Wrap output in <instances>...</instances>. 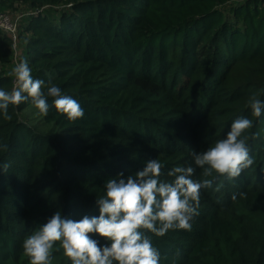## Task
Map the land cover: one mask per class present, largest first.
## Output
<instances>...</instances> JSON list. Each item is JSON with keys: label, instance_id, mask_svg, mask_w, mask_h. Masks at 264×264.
Segmentation results:
<instances>
[{"label": "trees", "instance_id": "16d2710c", "mask_svg": "<svg viewBox=\"0 0 264 264\" xmlns=\"http://www.w3.org/2000/svg\"><path fill=\"white\" fill-rule=\"evenodd\" d=\"M0 12L19 18L16 48L0 31V89L12 90L11 70L27 60L34 79L85 112L70 121L30 102L10 105L11 120L0 111V264H29L24 239L58 210L99 216L106 181L151 159L164 164L162 181L176 166L212 180L190 231L144 230L159 264H264V114L248 104L264 101V0H0ZM241 116L253 121V164L232 180L205 177L193 151ZM51 264H72L59 243Z\"/></svg>", "mask_w": 264, "mask_h": 264}, {"label": "clouds", "instance_id": "9594fccd", "mask_svg": "<svg viewBox=\"0 0 264 264\" xmlns=\"http://www.w3.org/2000/svg\"><path fill=\"white\" fill-rule=\"evenodd\" d=\"M10 75L15 77L12 90L0 89V111L5 120L12 119L8 114L10 105L29 102L43 116L48 115L50 107L70 121L85 115L79 102L64 94L58 86L34 79L27 60L15 64ZM49 98H52L51 105ZM248 104L253 116L259 118L264 114V101L255 94ZM252 127L251 119L236 118L224 138L216 140L205 151H193L195 166L203 170L205 177L215 172L228 180L238 178L254 162L245 135ZM0 148L6 151L7 145H0ZM163 167L159 159H151L142 170L126 179L106 181L104 195L96 200L99 216L85 215L76 221L56 211L24 239L22 247L29 264H51L57 243L72 264H159L160 253L144 230L158 237L169 230L190 231V221L199 214L201 190L212 187V180L191 178L195 172L192 166L173 167L167 175L174 179L162 181ZM8 168L6 163L0 166L4 172ZM119 176L123 177V173ZM90 234H98L108 243L101 246Z\"/></svg>", "mask_w": 264, "mask_h": 264}, {"label": "built area", "instance_id": "2783aa9c", "mask_svg": "<svg viewBox=\"0 0 264 264\" xmlns=\"http://www.w3.org/2000/svg\"><path fill=\"white\" fill-rule=\"evenodd\" d=\"M18 21L19 18L0 12V31L11 37L15 48L17 46Z\"/></svg>", "mask_w": 264, "mask_h": 264}, {"label": "rangeland", "instance_id": "374dc122", "mask_svg": "<svg viewBox=\"0 0 264 264\" xmlns=\"http://www.w3.org/2000/svg\"><path fill=\"white\" fill-rule=\"evenodd\" d=\"M197 211H198V213L200 214L201 211H202V210H201V207H198ZM199 214H198V215H199ZM198 215H196V216H198Z\"/></svg>", "mask_w": 264, "mask_h": 264}]
</instances>
